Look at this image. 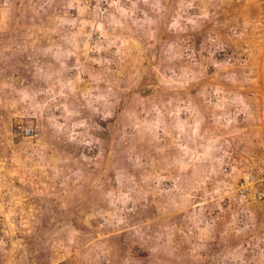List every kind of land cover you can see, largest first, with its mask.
Returning a JSON list of instances; mask_svg holds the SVG:
<instances>
[{
  "label": "clouds",
  "instance_id": "clouds-1",
  "mask_svg": "<svg viewBox=\"0 0 264 264\" xmlns=\"http://www.w3.org/2000/svg\"><path fill=\"white\" fill-rule=\"evenodd\" d=\"M0 264H264V0H0Z\"/></svg>",
  "mask_w": 264,
  "mask_h": 264
}]
</instances>
